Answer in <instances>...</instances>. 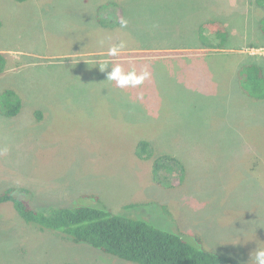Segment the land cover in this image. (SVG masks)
I'll list each match as a JSON object with an SVG mask.
<instances>
[{
  "label": "rangeland",
  "instance_id": "obj_1",
  "mask_svg": "<svg viewBox=\"0 0 264 264\" xmlns=\"http://www.w3.org/2000/svg\"><path fill=\"white\" fill-rule=\"evenodd\" d=\"M110 1L0 0L8 58L0 92L14 89L24 102L16 116L0 111V192L27 187L43 210L93 205L89 196L100 195L122 216L193 244L201 234L213 250L255 262L257 243L264 247V99L244 93L217 59L189 53L217 52L189 38L204 18L225 19L232 41L223 52L264 64V10L255 0H118L123 29L112 24V6L100 11ZM121 40L127 47L108 56ZM116 64L150 75L121 89L107 80ZM141 139H150L152 158L170 152L183 164L172 187L157 185L153 159L136 155ZM136 200L156 203L124 208ZM0 264L136 263L39 231L4 203Z\"/></svg>",
  "mask_w": 264,
  "mask_h": 264
},
{
  "label": "trees",
  "instance_id": "obj_2",
  "mask_svg": "<svg viewBox=\"0 0 264 264\" xmlns=\"http://www.w3.org/2000/svg\"><path fill=\"white\" fill-rule=\"evenodd\" d=\"M14 1L24 3L28 0ZM117 1L112 0L100 5V11L102 7L112 6L114 27H119V20L123 18V7ZM253 4L264 10V0H255ZM257 17L260 31L264 35V13ZM206 19L204 18L197 28L195 26L197 31L191 34L189 39L191 41L193 39V44L197 48H207L217 52L189 53L193 56L217 59L224 72L229 74L230 71L233 72V77L244 93L251 98L264 99V64L256 61L240 62L239 59L234 61V58L239 57L237 53L223 52V49L227 48L232 41L231 26L225 19ZM164 49L166 48H161V50ZM225 61L228 63V68L225 66ZM7 64V56L0 53V75L7 69ZM23 105L22 96L14 89L6 88L0 92V111L3 115L16 116L23 109ZM151 148L150 139H141L136 146V155L140 159L152 158L155 152ZM152 159L153 181L162 188L173 186V180L169 176L185 173L179 158L170 152H162L161 155ZM89 197L94 198L93 205L75 204L76 201L75 205L50 207L43 210L32 205V191L29 188L11 186L0 192V206L11 203L18 216L27 225L39 231L54 232L64 238L91 245L104 253L136 264H255V262L239 260L213 250L206 244L205 237L201 234L196 235L197 244H193L181 234L164 230L148 220L116 213L117 211L115 212L107 201L102 200L100 195ZM154 203H156L154 200H136L124 204V208Z\"/></svg>",
  "mask_w": 264,
  "mask_h": 264
},
{
  "label": "clouds",
  "instance_id": "obj_3",
  "mask_svg": "<svg viewBox=\"0 0 264 264\" xmlns=\"http://www.w3.org/2000/svg\"><path fill=\"white\" fill-rule=\"evenodd\" d=\"M119 25L121 28H126L128 25L127 19H120ZM99 43L101 46H103L105 41L100 40ZM126 47L127 44L123 40L119 41L118 43L110 44V46L107 48L108 56L115 57ZM109 64L110 62H106L103 65L99 64L100 70L105 71L108 68ZM149 75L150 74L147 70L137 72L133 68L130 71H125L122 65L116 64L114 66H111V71L107 72V80L114 81L119 88L123 89L142 85ZM253 252L255 264H264V247H261L257 243V247ZM253 252L251 253V257Z\"/></svg>",
  "mask_w": 264,
  "mask_h": 264
}]
</instances>
